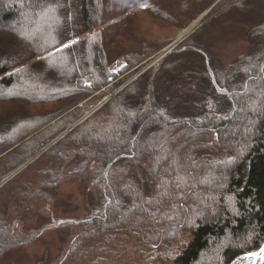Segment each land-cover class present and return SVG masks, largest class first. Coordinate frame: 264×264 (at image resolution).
Segmentation results:
<instances>
[{"label": "trees", "instance_id": "1", "mask_svg": "<svg viewBox=\"0 0 264 264\" xmlns=\"http://www.w3.org/2000/svg\"><path fill=\"white\" fill-rule=\"evenodd\" d=\"M4 1L3 22L45 3ZM203 1L60 0L58 25L37 23L38 18L24 27L23 22L0 24V163L9 165L5 173L67 129L79 103L142 60L138 49V59L111 51L129 34V20L120 15L138 9L155 25L164 24L177 7ZM53 28L55 47L76 43L50 59H38L47 56L45 48L52 50L46 41ZM247 39L251 51L222 67L206 61L196 40L184 43L44 154L56 162L70 154L72 174L90 176L102 200L101 209L83 220L80 236L129 234L159 248L157 258L170 264H230L262 245L264 112L249 110L257 96L243 85L264 67V22ZM23 68L27 72L14 73ZM137 167H143L149 193L131 177ZM179 176L187 183L177 188ZM166 189L171 198L161 195ZM233 207L239 215H233ZM11 236L0 225L1 249L15 240Z\"/></svg>", "mask_w": 264, "mask_h": 264}, {"label": "rangeland", "instance_id": "2", "mask_svg": "<svg viewBox=\"0 0 264 264\" xmlns=\"http://www.w3.org/2000/svg\"><path fill=\"white\" fill-rule=\"evenodd\" d=\"M198 3L195 7L192 5L184 9L177 7L176 12L172 11L173 19L169 23L158 25H155L152 16L138 9H129L120 15V19L126 23L129 20L127 30L129 34L123 36L125 39L120 45L113 46L112 53H126L138 59L139 55L136 54L138 49L140 55L144 57L141 61H136L132 68L79 103L78 114L67 129L80 119L90 105H96L106 98L109 100L115 95L113 92L117 88L141 69L153 62L130 83L147 70L158 66L184 43L189 44L192 39L201 44L206 61L210 58L209 63L216 67L233 63L237 57L251 51L247 34L264 22V0H227L225 4H221L222 0H204L203 4ZM112 5L113 3H110L108 8ZM4 7L5 1L0 0V14ZM196 10L198 12L193 13ZM39 13L40 9L31 6L18 11L19 16L17 15L15 19L9 22L0 21V24L23 22L20 26L24 27L37 18L39 23ZM197 19L199 22L195 30L186 35L168 54L157 57L170 41ZM193 58L197 59L195 55ZM120 65L113 72H119L123 63ZM67 129L56 134L38 151L10 168L8 172L5 173V170L9 165L0 163L2 171L0 183L10 173L28 163L0 185V225L7 226L9 233L15 237L9 247L0 248V264H170L157 258L159 248H150L129 234L80 236L84 230L83 220L102 207V200L90 186L92 178L88 175L77 178L72 174L75 165L70 154L66 155L63 162H56L55 158L44 156L49 147L37 156L55 137ZM59 175L66 177L58 181ZM131 177L144 193H149L150 186L143 167L132 169ZM243 264H250V261L246 260Z\"/></svg>", "mask_w": 264, "mask_h": 264}, {"label": "snow or ice", "instance_id": "3", "mask_svg": "<svg viewBox=\"0 0 264 264\" xmlns=\"http://www.w3.org/2000/svg\"><path fill=\"white\" fill-rule=\"evenodd\" d=\"M61 7H63V5L60 3V0H45V3L41 6V9H40V13H39L40 19L44 20L45 22H47L48 20H54L55 23L58 25L60 23V18L58 15H56V13H57V10ZM69 18L71 17L69 16ZM54 32H55V28H53L52 32L49 33L50 39L46 41V44H48V46L52 50L49 51L48 48H45L44 50L47 51V56L38 57V59H50L52 56L55 55V53H58L62 51L64 48L70 47L71 44L76 43V41H71L68 44H62L60 47H55V44H54L55 36L53 35ZM24 38H27V37H24ZM22 72H27V69L23 68V69L14 70L15 74H20ZM9 75H11V73ZM249 81H252V85L249 84ZM243 87L247 92H254L257 96V100L252 102L253 106L250 107L249 110L254 113L264 112V67L260 68V71L257 75L249 74L248 80L244 82ZM7 94L13 95V94H18V93H13L10 91ZM240 95L244 96L245 92H241ZM178 179H179V182L176 184L177 188H180L181 184L187 183V180L185 179L184 176H179ZM165 183L166 182H162V185ZM200 183H206V181L201 180ZM161 195L169 196L167 189ZM172 195H175V193H173ZM169 198L171 197L169 196ZM209 199H211V197H209ZM206 207H210V205H206ZM231 211L234 216L239 215V211L235 209L234 207L231 209ZM196 215H203V213L197 212ZM167 218L172 219L173 217L168 216ZM185 223H190V221L186 219ZM249 239H251V235L249 236ZM244 259L249 260L250 264H255L256 260H259L261 264H264V247H261L258 253L257 252L248 253L246 257H244Z\"/></svg>", "mask_w": 264, "mask_h": 264}, {"label": "water", "instance_id": "4", "mask_svg": "<svg viewBox=\"0 0 264 264\" xmlns=\"http://www.w3.org/2000/svg\"><path fill=\"white\" fill-rule=\"evenodd\" d=\"M170 52V51H169ZM167 52V54L169 53ZM165 55V54H162ZM161 55L158 56V58H160ZM153 63V62H152ZM152 63H150L149 65H147L145 68L141 69L135 76H133L132 78H130L127 82H125L124 84H122L119 88H117L113 94L118 93L119 91H121L125 86H127L131 81H133L141 72H143L145 69H147ZM112 94V95H113ZM108 100V98H106L104 101H99L96 103V105H90L88 107V109L85 111V113L80 117L79 120H77L69 129H67L66 131L62 132L59 136L55 137L45 148H43L38 154L37 156L44 152L46 149H48L49 147H51L52 145H54L57 141H59L67 132L71 131L74 127H76L77 125H79L85 118H87L89 115H91L96 109H98L100 106H102L106 101ZM36 156V157H37ZM36 157H33V159H35ZM32 159V160H33ZM28 163H24L21 167H19L18 169H16L14 172L10 173L4 180H2V182L0 183V185L3 182L8 181L12 176H14L16 173L19 172V170H21L23 167H25ZM264 247V242L262 243V245L260 246ZM259 249H257L254 252H259ZM251 253V252H250ZM248 254V253H247ZM242 255V257H246V255Z\"/></svg>", "mask_w": 264, "mask_h": 264}, {"label": "bare ground", "instance_id": "5", "mask_svg": "<svg viewBox=\"0 0 264 264\" xmlns=\"http://www.w3.org/2000/svg\"><path fill=\"white\" fill-rule=\"evenodd\" d=\"M199 19H197L192 25H190L187 29H184L183 31L180 32V34L172 41H170V43H168L164 48L163 51L159 54H167V52L172 51L176 46H178V44L183 40V38L188 35L190 32H192L193 30L196 29V27L198 26V21ZM158 57V56H157ZM250 253V252H249ZM247 254V253H245ZM245 254H241L238 257H236L230 264H243L244 261H246V259H244V257H242V255ZM255 264H261V262L259 260L255 261Z\"/></svg>", "mask_w": 264, "mask_h": 264}]
</instances>
